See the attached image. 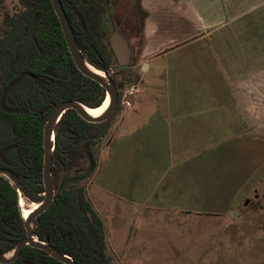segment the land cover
Listing matches in <instances>:
<instances>
[{
    "label": "rangeland",
    "instance_id": "obj_1",
    "mask_svg": "<svg viewBox=\"0 0 264 264\" xmlns=\"http://www.w3.org/2000/svg\"><path fill=\"white\" fill-rule=\"evenodd\" d=\"M22 9L0 0V36ZM107 11L99 40L111 50ZM195 51L141 56L115 77L135 103L109 119L84 181L115 264H264V140L243 134L222 61Z\"/></svg>",
    "mask_w": 264,
    "mask_h": 264
},
{
    "label": "trees",
    "instance_id": "obj_2",
    "mask_svg": "<svg viewBox=\"0 0 264 264\" xmlns=\"http://www.w3.org/2000/svg\"><path fill=\"white\" fill-rule=\"evenodd\" d=\"M19 1L23 9L5 14L0 36V170L9 171L20 190L0 176V251L4 255L12 254L26 237L20 196L33 204L44 201V127L53 112L68 101L98 109L107 98L105 89L75 66L51 1ZM60 1L85 60L109 73L119 86L115 80L119 73L110 74L115 54L100 43L98 20L82 11L87 0ZM109 129L110 120L91 124L74 110L67 111L55 129V198L39 217L35 234L76 264H115L108 254L104 221L84 186L98 165L95 148ZM82 140L86 143L80 148ZM84 158L91 161L89 170L71 176L74 168L84 170ZM62 172L67 174L60 187ZM12 264L65 263L26 246Z\"/></svg>",
    "mask_w": 264,
    "mask_h": 264
},
{
    "label": "crops",
    "instance_id": "obj_3",
    "mask_svg": "<svg viewBox=\"0 0 264 264\" xmlns=\"http://www.w3.org/2000/svg\"><path fill=\"white\" fill-rule=\"evenodd\" d=\"M142 57L197 50L222 61L243 134L264 140V0H143ZM242 134H239V136Z\"/></svg>",
    "mask_w": 264,
    "mask_h": 264
},
{
    "label": "water",
    "instance_id": "obj_4",
    "mask_svg": "<svg viewBox=\"0 0 264 264\" xmlns=\"http://www.w3.org/2000/svg\"><path fill=\"white\" fill-rule=\"evenodd\" d=\"M50 1L54 9V12L60 22L65 41L67 43L69 52L72 56L75 66L77 67L80 73L90 78L91 80L97 82L98 84H100L102 88L105 89L107 98H109V105L105 110V112L100 117H93L91 114H89L88 107L74 101L64 102L53 112L51 118L48 120V122L44 127V144H43L44 152H45L44 170H43V182L45 186L44 201L38 203V208L34 210L28 216V218H24L26 237L17 245L15 251L12 253V256L8 258V255H4L0 251V264L14 263L20 257L22 250L26 246L43 250L62 263L76 264L71 258L62 255L57 249L50 247L45 243L41 242L35 234V230L39 224V217L52 206L55 198V186L52 180L55 129L58 123L60 122V120L62 119V117L69 110L76 111L78 115L88 123L101 124L108 121L112 117L119 104L118 89L113 79L109 76V73H106L96 68V70L104 74V76H99L91 72L87 68L86 66L87 61L85 60L79 49L72 25L70 24V21L67 17V14L63 8L61 1L60 0H50ZM111 47L117 57L119 67L110 71V74L116 73L119 70H121L123 67H127L134 63V46L129 43V37L127 34L123 33L121 30L118 29L111 38ZM146 67L147 64L144 65V68ZM134 90L137 89L135 88ZM123 103L134 105L135 96L133 94H127L123 98ZM85 141L86 140H83L81 142V147L83 143H85ZM87 161H88L87 164H85V170L79 172V174H84L89 170L91 166V161L90 160ZM75 171L76 169L74 168L73 171L70 173V175L75 176L76 175ZM66 174L67 172H62L60 175V180H59L60 187ZM0 176H3L8 180H10L19 190L18 187L19 184L17 180L13 177V175L9 171L0 170ZM60 187L58 188V190H60Z\"/></svg>",
    "mask_w": 264,
    "mask_h": 264
},
{
    "label": "flooded vegetation",
    "instance_id": "obj_5",
    "mask_svg": "<svg viewBox=\"0 0 264 264\" xmlns=\"http://www.w3.org/2000/svg\"><path fill=\"white\" fill-rule=\"evenodd\" d=\"M142 2H143V0H87V5L84 6V9L82 10L84 13L90 12L93 15V17L96 20H98V24L100 26L101 18L103 17L105 12H108L107 9L109 8L110 23L113 26V34H112L111 38L113 37L115 32L119 29L123 33L128 35L129 43L134 46V63L127 66V67H123L121 70H119L116 73L121 74L123 71L135 68L139 59L141 58V56L143 54L144 43L141 45L140 44L141 42L139 40L142 39L144 41V35H143L144 26H145V22L148 18V14L143 9ZM111 38H110V44H111ZM135 39H137L138 41L135 42ZM111 50H112V47H111ZM115 57H116V55H115ZM90 66H92V65H90ZM114 66H115V68L119 67L117 57H116V63ZM94 69H96V68H94ZM113 74H115V73H113ZM135 88L136 87H134L133 89H135ZM117 89H118V93H119V104L117 106L116 111L118 110L119 106H121L122 104H125V103H123V98L128 94V93H126L125 96L124 95L120 96V94H121L120 92L122 91V87L119 85V86H117ZM129 94H133L135 96L134 93H129ZM116 111H115V113H116ZM85 143H86V141H85ZM83 146L84 145H82V147H81V142H80V148H83ZM87 160H89V158H84L82 160V164L84 165V170H85V164H87V162H88ZM77 170L78 169H76V171H75L76 174L79 173V172H77Z\"/></svg>",
    "mask_w": 264,
    "mask_h": 264
},
{
    "label": "bare ground",
    "instance_id": "obj_6",
    "mask_svg": "<svg viewBox=\"0 0 264 264\" xmlns=\"http://www.w3.org/2000/svg\"><path fill=\"white\" fill-rule=\"evenodd\" d=\"M86 66L91 72H93V73H95V74H97L99 76H104L103 73H101L98 70L94 69V67L90 66L88 63H86ZM108 105H109V98H107V100L104 102V104L100 108H98V109H90V108H88V112L93 117H100L105 112V110L107 109ZM24 206H25L24 200H23L22 197H20V207H21V209L23 211L24 218H28V216L34 210H36L38 208V204H32L30 208H25ZM11 256H12V254L8 255V258H10Z\"/></svg>",
    "mask_w": 264,
    "mask_h": 264
}]
</instances>
